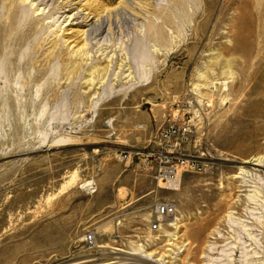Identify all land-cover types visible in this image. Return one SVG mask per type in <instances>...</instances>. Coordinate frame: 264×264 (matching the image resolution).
I'll use <instances>...</instances> for the list:
<instances>
[{
    "label": "rangeland",
    "instance_id": "obj_1",
    "mask_svg": "<svg viewBox=\"0 0 264 264\" xmlns=\"http://www.w3.org/2000/svg\"><path fill=\"white\" fill-rule=\"evenodd\" d=\"M0 12V264H264V0ZM165 150L209 170L165 182L136 156Z\"/></svg>",
    "mask_w": 264,
    "mask_h": 264
},
{
    "label": "built area",
    "instance_id": "obj_2",
    "mask_svg": "<svg viewBox=\"0 0 264 264\" xmlns=\"http://www.w3.org/2000/svg\"><path fill=\"white\" fill-rule=\"evenodd\" d=\"M187 134L186 128H176L174 126H169L162 130L160 137L163 141L168 142V147H172L170 142L173 141L178 135L185 136ZM136 156H141L142 160L149 169H154L157 176L162 181H167L179 176L184 172H196V173H206L209 170V166L200 162L193 157L178 156L168 150L162 151L160 153L146 152L139 153ZM120 159L124 160L128 156L125 154H120ZM175 208L172 203L169 202H159L154 206L153 220L150 223L149 230L151 232H157L162 226L174 215ZM84 243L92 244L94 241V236L88 233L83 238Z\"/></svg>",
    "mask_w": 264,
    "mask_h": 264
},
{
    "label": "bare ground",
    "instance_id": "obj_3",
    "mask_svg": "<svg viewBox=\"0 0 264 264\" xmlns=\"http://www.w3.org/2000/svg\"><path fill=\"white\" fill-rule=\"evenodd\" d=\"M12 1V0H11ZM0 14H1V12H0ZM4 15V14H3ZM10 16V15H9ZM4 18H6V17H4ZM28 21V20H27ZM11 24V23H10ZM10 24H8V25H10ZM23 33V32H22ZM2 40H3V36H2V33L0 32V49H1V42H2ZM57 45V44H56ZM55 46V45H54ZM39 73H38V71H36V74H34V78L36 77L35 75H38ZM250 81V80H249ZM249 81L248 80H239V81H237L238 83H245V82H247L248 84H249ZM260 102V101H259ZM261 104H263L264 105V98L262 99V101H261ZM262 119V123L264 124V116L261 118ZM259 135V134H258ZM262 136H263V140H264V131L262 132V134H261ZM179 178L177 177V178H175V179H171V180H178ZM169 181V180H168ZM172 220V218H170L168 221L170 222Z\"/></svg>",
    "mask_w": 264,
    "mask_h": 264
}]
</instances>
